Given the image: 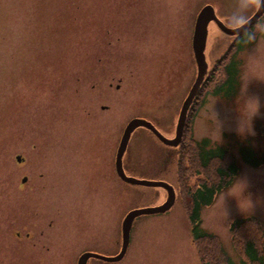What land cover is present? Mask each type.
<instances>
[{
    "label": "rangeland",
    "instance_id": "rangeland-1",
    "mask_svg": "<svg viewBox=\"0 0 264 264\" xmlns=\"http://www.w3.org/2000/svg\"><path fill=\"white\" fill-rule=\"evenodd\" d=\"M206 4L227 26L237 0H0L2 264H78L91 250L113 256L123 246L126 214L168 199L163 185L124 180L116 159L134 117L176 136L198 76L192 43ZM207 29V73L223 72L214 62L225 55L238 62L232 93L213 94L216 76L199 89L185 125L191 144L184 162L180 143L136 127L127 173L169 181L178 198L168 211L136 217L124 258L92 256L88 264H202L187 206L199 182L218 178L215 167L196 171L191 149L204 138L211 147L227 145L238 165L233 181L202 209V227L220 242L207 248V258L246 260L232 241L233 220L254 217L264 233V162L247 165L238 152L250 144L264 153V34L236 52L237 35L215 24Z\"/></svg>",
    "mask_w": 264,
    "mask_h": 264
},
{
    "label": "trees",
    "instance_id": "trees-1",
    "mask_svg": "<svg viewBox=\"0 0 264 264\" xmlns=\"http://www.w3.org/2000/svg\"><path fill=\"white\" fill-rule=\"evenodd\" d=\"M252 28L253 27H251L249 31ZM245 44H251L248 43L246 36H243L242 42L241 39L236 36L234 42L235 46L231 45V47H235L237 52L241 50ZM226 58H228L227 55L214 62L216 64L214 67H219L220 64L224 65L222 68L223 72H220L218 68H214L206 74V80H204L205 82L203 81L204 84L202 86L207 84L208 80L216 76L215 81H217L218 84L215 85L216 87L213 89V94L223 92V94L228 95L232 93L235 87L234 84L239 74L238 62H236L233 57L225 61ZM192 114H196V111L192 112ZM189 120L186 123L187 126ZM190 144L191 142H187L186 138L179 144L182 149V160L190 153V149L188 148ZM193 146L191 155L192 159L196 156L198 161L196 171L199 175L201 176L204 174L203 172L206 169H213L215 167L218 177L217 179L208 177L203 179L202 182H199L198 186L194 187L191 192L190 207L187 206L188 216L190 217L193 228V239L197 241L199 251L201 252V262L202 264H212L211 260L207 258V248H217L220 242L218 237L211 235L207 229L202 227V209L205 205L212 204L215 195L233 181L237 173L238 165H236L237 163L231 158L232 154L227 145H216L211 147L209 141L204 138L201 142H195ZM238 152L241 155L242 161L247 165L250 164L254 167H259V165L264 162V153H256L250 144L246 146L240 145ZM184 161L185 160H183V162ZM229 229L232 234L233 244L239 246V248L242 246L243 254L246 257V260L243 258L240 259V264H264V233L260 221L254 217L239 218L231 222ZM221 254L224 255V253ZM221 263L237 264L231 257L227 256L225 262Z\"/></svg>",
    "mask_w": 264,
    "mask_h": 264
},
{
    "label": "water",
    "instance_id": "water-1",
    "mask_svg": "<svg viewBox=\"0 0 264 264\" xmlns=\"http://www.w3.org/2000/svg\"><path fill=\"white\" fill-rule=\"evenodd\" d=\"M264 14V10H261L259 12L255 11L253 15L251 16L252 22L249 25L252 26L259 18H261ZM210 21H214L216 26L220 28L225 34L227 35H237L231 28H228L227 26L224 25V23L219 19V17L216 16L214 8L210 4H206L200 11V13L197 16L196 20V28H195V35L193 39V45H194V52L197 60V68L198 69V76L197 80L193 84L192 88L190 89V93L188 94V97L184 101V105L182 107V110L180 112V117L177 123V133L176 136L170 137L167 134H164V132L157 127L153 121L148 119L147 117H134L131 119V121L127 124L125 127L126 130L121 138V144L118 149V155L116 159L117 163V172L120 174V176L134 184H141V185H163L167 188L168 190V199L163 202L162 204H158V206H146V207H135L134 209H131L126 216L124 217V223H123V246L121 250L114 254L113 256L106 255V254H101L96 251H84L80 255V260L78 264H88L89 259L92 256L109 260V261H114V260H120L126 256V252L128 251L130 244H131V238H132V228L135 223V218L138 215L141 214H147V213H158V212H165L168 211L170 208L173 207L175 204L178 195L176 192V187L173 183L166 181V180H152V179H142L138 178L136 176H132L127 173L126 167H125V162H124V156L126 153V150L128 148V145L131 141V137L133 134V131L136 129L138 126H147L151 128L154 133L158 135L159 138H161L166 144H172V145H178L182 140H183V135L185 132V125L188 119V111L193 104V100L199 93V89L202 85V82L205 78V74L207 73L208 70V63L206 62V56H205V47L207 43V35H208V29L207 25ZM18 157L21 160L24 159V156L21 154H18ZM27 177H24V180H27Z\"/></svg>",
    "mask_w": 264,
    "mask_h": 264
},
{
    "label": "clouds",
    "instance_id": "clouds-1",
    "mask_svg": "<svg viewBox=\"0 0 264 264\" xmlns=\"http://www.w3.org/2000/svg\"><path fill=\"white\" fill-rule=\"evenodd\" d=\"M253 8L257 12L264 10V0H237L236 9L229 17L227 24V27L231 28L238 36H246L248 43H252L255 40V33L264 34V19L257 20L254 29L249 31L252 19L246 13Z\"/></svg>",
    "mask_w": 264,
    "mask_h": 264
},
{
    "label": "flooded vegetation",
    "instance_id": "flooded-vegetation-1",
    "mask_svg": "<svg viewBox=\"0 0 264 264\" xmlns=\"http://www.w3.org/2000/svg\"><path fill=\"white\" fill-rule=\"evenodd\" d=\"M210 24H213V25H214L215 23H214L213 21H210L208 25H210ZM216 27H217V26H216ZM193 38H194V37H193ZM149 119H150V118H149ZM143 126H144V125H143ZM145 127H146V126H145ZM148 128H149V127H148ZM150 129H151V128H150ZM151 130H152V129H151ZM152 132L154 133L153 130H152ZM154 134L156 135V133H154ZM156 136H157V135H156ZM157 137H158V136H157ZM158 138H159V137H158ZM159 139H161V138H159ZM169 145H170V144H169ZM23 161H24V160H23ZM23 161H22L21 163H23ZM0 264H2L1 261H0Z\"/></svg>",
    "mask_w": 264,
    "mask_h": 264
}]
</instances>
